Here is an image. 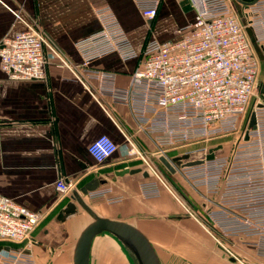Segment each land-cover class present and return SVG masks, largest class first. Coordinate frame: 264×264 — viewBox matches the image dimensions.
Instances as JSON below:
<instances>
[{
    "label": "crops",
    "instance_id": "1",
    "mask_svg": "<svg viewBox=\"0 0 264 264\" xmlns=\"http://www.w3.org/2000/svg\"><path fill=\"white\" fill-rule=\"evenodd\" d=\"M106 1L137 50L152 36L161 40L179 37L182 27L195 17L189 0L187 10L178 0H161L153 22L142 16L135 0ZM27 23L41 28L51 45L47 76L12 78L0 64V193L42 214L29 248L35 264H74L76 242L93 220L79 205L76 214L65 220L58 218L72 194L57 189L61 176L72 180L78 190L91 179L99 178L105 182L98 187L111 186L114 194L123 195L119 202L83 197L99 216L126 221L140 229L153 244L161 264H239L218 246L217 237L200 219L208 209L210 223L220 230L210 216L219 195L193 185L179 166L170 171L151 137L138 126L131 108L104 95L100 78L79 69L82 55L78 42L100 26L89 1L0 0V40L25 29ZM248 33L252 38L250 30ZM251 40L258 58H264ZM136 64L135 58L123 60L118 53L109 52L87 69L111 73L114 85L125 88ZM102 134L112 137L118 149L99 163L91 155L89 145ZM179 155L165 157L173 159ZM194 159L197 158L190 156L183 162ZM151 160L166 173L170 187L160 183L159 193L147 197L140 184L153 178L147 163ZM126 168L138 171L118 174ZM203 195L208 197L207 204ZM184 200L196 208V213L189 210ZM232 221L224 219V223ZM233 236L249 237L242 233L229 235ZM121 242L110 232L96 235L89 264H118L121 255L126 264H136L133 254H127Z\"/></svg>",
    "mask_w": 264,
    "mask_h": 264
},
{
    "label": "built area",
    "instance_id": "2",
    "mask_svg": "<svg viewBox=\"0 0 264 264\" xmlns=\"http://www.w3.org/2000/svg\"><path fill=\"white\" fill-rule=\"evenodd\" d=\"M88 1L100 26L78 42L82 55L79 69L100 78L104 95L131 108L138 126L151 137L162 156H168L169 148L197 145L220 134L237 132L244 121L242 138L233 148L234 153L220 159L217 151L222 144H203L184 152L200 155L204 159L202 163L179 167L193 185L204 186L208 192L219 195L210 216L222 232L262 235L264 102L260 99L264 98V80L260 85L259 58L251 39L264 56V0L245 3L250 9L244 10L246 24L230 0H189L195 17L182 27L181 35L166 40L152 36L141 50L135 48L106 0ZM135 1L142 16L153 22L161 0ZM49 48L45 32L36 24L27 23L25 29L0 40L1 67L12 78L44 79ZM109 52L118 53L123 60L137 59L125 88L114 85L113 74L87 69L95 59ZM71 70L76 72L74 67ZM253 97L256 100L251 107ZM252 112L256 124L249 127ZM218 146L214 157L206 159ZM117 149L118 144L107 134L98 136L89 145L91 155L99 163ZM138 154L145 156L141 151ZM147 163L158 179L141 182L142 194L149 197L159 193L160 183L170 185L155 165ZM56 185L62 193L75 189L74 182L63 176ZM113 192L111 186H104L86 195L105 197L108 202L123 199V195ZM225 218L233 221L224 223ZM41 219L40 212L0 193V264H35L29 247L34 243L33 232ZM7 245L9 250L4 249Z\"/></svg>",
    "mask_w": 264,
    "mask_h": 264
},
{
    "label": "water",
    "instance_id": "3",
    "mask_svg": "<svg viewBox=\"0 0 264 264\" xmlns=\"http://www.w3.org/2000/svg\"><path fill=\"white\" fill-rule=\"evenodd\" d=\"M242 3H253L256 0H238ZM151 22V21H150ZM264 92V85L262 88ZM256 124L255 113H251L249 127H254ZM245 139H248V133L245 134ZM220 146L215 147L207 155L206 159H212L215 155V150ZM189 153L176 156L173 159H169L165 156L161 158L162 162L167 168L174 172L177 166L180 165H196L204 161L203 158H197L188 162H183L184 159L190 158ZM137 169L130 170L126 168L118 172L123 175L125 173H134ZM145 175H148L146 173ZM104 180L99 178H93L86 182L79 190L74 189L71 194V200L67 202L66 206L61 209L58 218L65 220L68 216L76 214L78 212V205L82 206L93 218V220L87 224L82 230L74 249V264H89L90 261V250L93 239L96 235L102 232H110L117 236L136 256L139 264H161L159 256L148 237L134 225L122 221L111 219L108 217L99 216L93 208L86 202L83 195H86L89 191L96 189ZM4 249L9 250L10 246H4Z\"/></svg>",
    "mask_w": 264,
    "mask_h": 264
},
{
    "label": "rangeland",
    "instance_id": "4",
    "mask_svg": "<svg viewBox=\"0 0 264 264\" xmlns=\"http://www.w3.org/2000/svg\"><path fill=\"white\" fill-rule=\"evenodd\" d=\"M232 3L233 8L235 9V12H237L242 20V23L246 24L247 22V17L244 15V10L245 8L248 10L249 8L245 3H242L238 0H230ZM180 5L184 10H187L190 8L189 3L187 0H178ZM250 10V9H249ZM254 46V44H253ZM255 48V46H254ZM259 64H260V69H259V74H258V81L259 84L261 85L262 81L264 80V58L259 57ZM259 85L258 87V94L260 96V89L261 86ZM255 98V99H254ZM258 99V98H257ZM254 100H256V97H253L251 100V107L254 104ZM264 102V98L260 99ZM245 123L244 121L241 123V127L239 128V131L237 132H232V133H225V134H220L215 136L213 139L207 141V142H202L197 145H187L184 147H178V148H169L167 150L166 154L169 156L172 153H179L183 154L184 151L187 149H194L196 147L202 146L203 144L209 145V146H216L219 144H222V147L217 151V156H219L220 159H224L234 153V149L236 147V143L242 138V131L244 130ZM162 154V153H161ZM164 155V154H162ZM197 155V154H195ZM194 155V156H195ZM154 156V155H153ZM200 155L195 156V158H200ZM149 162V161H148ZM155 161L149 162L155 165ZM157 168V165H155ZM158 169V168H157ZM160 175L166 179L168 182L170 181L162 170H159ZM151 180H157V177L155 174H153V178ZM120 195V194H119ZM205 204L208 202V197L203 195ZM185 201V200H184ZM187 206L189 207V210L192 213H196V208L191 205L190 202L187 200L185 201ZM208 209L207 211H203L201 213V221L205 224V226L211 231L212 234H214L217 237V244L220 246L221 249L225 250L226 254L230 257L233 258L234 261H236L239 264H264V233L262 235H252L249 237H229L226 233L220 231L217 229V227L213 226L210 222V219L208 217ZM256 236V237H255ZM19 246V245H18ZM121 246L123 249L127 251V254L132 255L136 259V264H139L136 256L134 253L129 249L123 242H121ZM32 245L29 247L31 248ZM132 253V254H131ZM122 257L119 258L118 264H126L125 263V257L123 258L124 255H121ZM131 256V257H132ZM130 257V258H131ZM178 264V263H176ZM183 264V263H182ZM187 264V263H186Z\"/></svg>",
    "mask_w": 264,
    "mask_h": 264
},
{
    "label": "trees",
    "instance_id": "5",
    "mask_svg": "<svg viewBox=\"0 0 264 264\" xmlns=\"http://www.w3.org/2000/svg\"><path fill=\"white\" fill-rule=\"evenodd\" d=\"M12 247H17L18 245L17 244H11Z\"/></svg>",
    "mask_w": 264,
    "mask_h": 264
}]
</instances>
